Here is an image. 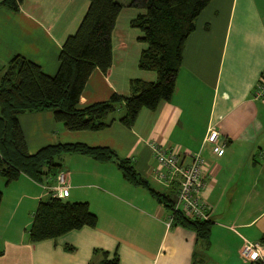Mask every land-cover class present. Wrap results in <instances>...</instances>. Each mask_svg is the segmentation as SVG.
Listing matches in <instances>:
<instances>
[{
	"label": "crops",
	"instance_id": "obj_1",
	"mask_svg": "<svg viewBox=\"0 0 264 264\" xmlns=\"http://www.w3.org/2000/svg\"><path fill=\"white\" fill-rule=\"evenodd\" d=\"M118 2L123 9L112 34V66L107 73L93 71L81 108L113 94L128 97L132 80H157L155 72L139 67L146 44L131 22L143 11L127 0ZM89 5L88 0H24L19 12L0 8V77L17 55L56 75L62 46ZM263 74L264 0H212L186 41L171 101L154 112L142 110L134 127L117 120L102 131L72 132L52 111L18 118L30 154L56 143L108 147L132 160L160 191L169 187L156 178L154 145L176 150L186 163L201 154L207 184L201 198L213 213L210 243L202 253L196 233L172 227L164 206L126 182L116 164L74 154L62 159L61 171L69 175L67 201L88 203L96 227L32 243L29 229L48 193L27 176L9 185L0 177V264H100L104 252L109 259L116 254L121 264H249L240 257L244 240L264 239V101L254 99ZM211 129L227 142L222 156L206 142Z\"/></svg>",
	"mask_w": 264,
	"mask_h": 264
},
{
	"label": "trees",
	"instance_id": "obj_2",
	"mask_svg": "<svg viewBox=\"0 0 264 264\" xmlns=\"http://www.w3.org/2000/svg\"><path fill=\"white\" fill-rule=\"evenodd\" d=\"M88 11L75 34L69 36L59 55L56 75L45 74L41 67L14 56L0 77V177L6 184L22 175L42 184L55 179L66 155H84L100 162H112L124 180L140 187L161 205L172 218V227L194 231L198 253L209 246L213 217L209 221L193 219L176 210L180 185L174 182L169 191L154 188L136 169L134 162L120 157L108 147L81 143H56L30 154L18 118L25 113L52 111L57 123L72 132L102 131L115 121L134 127L142 110L156 111L162 102H170L178 73L182 68L187 39L196 29L202 11L212 0H127L143 11L131 26L142 32L146 44L139 60L142 70L157 74L155 82L139 79L130 83V95L113 94L108 100L87 107L79 106L84 88L98 68L107 73L112 66V34L123 9L118 0H88ZM24 0H2L0 8L19 12ZM264 75V74H263ZM262 75V76H263ZM3 193L0 191V205ZM97 217L85 202H70L48 195L41 200L29 229L32 243L57 239L84 227L95 228ZM264 243V239L261 240ZM100 264H121L115 254L104 252Z\"/></svg>",
	"mask_w": 264,
	"mask_h": 264
},
{
	"label": "built area",
	"instance_id": "obj_3",
	"mask_svg": "<svg viewBox=\"0 0 264 264\" xmlns=\"http://www.w3.org/2000/svg\"><path fill=\"white\" fill-rule=\"evenodd\" d=\"M254 99L264 101V75L261 77L254 91ZM220 133L211 129L206 139L212 144V153L222 156L227 142L220 139ZM154 159L158 164L156 178L158 182L169 187L174 182L179 183L180 189L176 202V210L185 212L193 219L209 221L212 210L202 200L201 195L206 188V160L201 154H193L190 162L183 161L181 155L174 149H166L154 145ZM56 184L49 187L46 183L39 184L42 189L55 198L66 200L70 195L69 175L61 171L55 178ZM172 218H170V222ZM242 260L249 264H264V243L244 240L240 251Z\"/></svg>",
	"mask_w": 264,
	"mask_h": 264
},
{
	"label": "rangeland",
	"instance_id": "obj_4",
	"mask_svg": "<svg viewBox=\"0 0 264 264\" xmlns=\"http://www.w3.org/2000/svg\"><path fill=\"white\" fill-rule=\"evenodd\" d=\"M120 1V0H119ZM257 102L260 101V100H256ZM0 180H3V179H0ZM212 217H213V213H212Z\"/></svg>",
	"mask_w": 264,
	"mask_h": 264
}]
</instances>
